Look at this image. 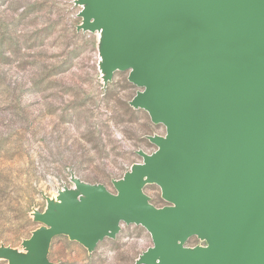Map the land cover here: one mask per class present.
I'll list each match as a JSON object with an SVG mask.
<instances>
[{
    "label": "water",
    "instance_id": "water-1",
    "mask_svg": "<svg viewBox=\"0 0 264 264\" xmlns=\"http://www.w3.org/2000/svg\"><path fill=\"white\" fill-rule=\"evenodd\" d=\"M84 15L111 34L108 74L128 70L167 133L116 197L81 187L95 214L69 194L68 220L40 215L21 264H45L53 235L95 246L120 221L147 229L157 264H264V0H92ZM143 178L174 205L154 208ZM192 235L207 245L183 248Z\"/></svg>",
    "mask_w": 264,
    "mask_h": 264
},
{
    "label": "rangeland",
    "instance_id": "rangeland-1",
    "mask_svg": "<svg viewBox=\"0 0 264 264\" xmlns=\"http://www.w3.org/2000/svg\"><path fill=\"white\" fill-rule=\"evenodd\" d=\"M92 0H0V264L35 257L33 236L47 216L62 221L67 196L90 203L82 186L112 196L144 158L155 153L166 126L135 99L144 88L128 70L108 74L111 34L86 23ZM140 192L156 209L174 204L143 178ZM91 211L95 214L92 203ZM95 246L57 234L45 264H157L145 227L120 221ZM188 237L181 246L204 247Z\"/></svg>",
    "mask_w": 264,
    "mask_h": 264
}]
</instances>
